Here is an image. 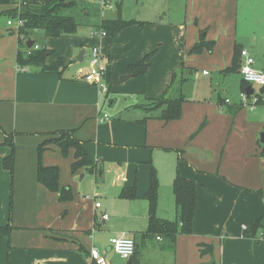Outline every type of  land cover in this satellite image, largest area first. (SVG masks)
<instances>
[{
    "label": "crops",
    "instance_id": "1",
    "mask_svg": "<svg viewBox=\"0 0 264 264\" xmlns=\"http://www.w3.org/2000/svg\"><path fill=\"white\" fill-rule=\"evenodd\" d=\"M113 1L110 11L99 3L97 24L75 16L82 24L75 36L34 32V44L43 40L54 52L48 64L64 59L58 71L46 72L18 65V52L34 47L20 45L17 28L8 24L7 12L22 0L0 4V226L9 223L12 200V230L0 236V264H94L93 246L110 263V239L123 234L138 245L126 264H264V108H239L241 74L226 73L236 46L248 49L264 71V0ZM120 14L145 23L115 36H91L102 20ZM201 37L215 41L213 49L190 53ZM94 46L103 55L107 92L85 79ZM151 52L148 71L133 76L129 65ZM179 92L186 97L179 119L162 120L155 110L139 122L152 99ZM61 130H73L85 142L96 166L73 172L74 149L64 156L57 145L47 146L42 161L59 166L61 185L73 191L69 201L37 179L38 145ZM6 134L15 149L13 172L3 166L12 151ZM153 168L162 219L178 216L177 173L197 184L193 232L179 234L173 249L163 236H144ZM134 185L136 198H121ZM257 220L261 227L253 231Z\"/></svg>",
    "mask_w": 264,
    "mask_h": 264
},
{
    "label": "trees",
    "instance_id": "2",
    "mask_svg": "<svg viewBox=\"0 0 264 264\" xmlns=\"http://www.w3.org/2000/svg\"><path fill=\"white\" fill-rule=\"evenodd\" d=\"M11 3H13V0H0V4ZM76 5L77 0H22L19 7L9 10L7 13L12 19L21 17L24 20V25L19 27L17 34L20 39V45L27 47V42L29 40H34L33 35L37 30H41L45 37L59 38L75 36L80 30L82 24L73 14H68V11L73 9ZM144 23L145 22L143 21L124 19L120 14L115 19L102 20L99 27L105 29L108 35L115 36L128 26ZM38 41L40 44L37 49L33 47L28 49V51L24 52L20 50L18 52V65L23 67H37L42 72L58 71L60 66L64 63V59L59 57L54 62L48 64L47 58L54 52L47 49L43 44V40ZM36 43L37 41L35 40V44ZM214 45L215 41H207L205 37H201L200 41L194 45L190 53H201L204 50L211 51ZM241 50L242 48L239 46L235 47L232 64L226 68V73L240 72V66L242 63ZM154 53L155 52H151L139 62L130 64L129 72L133 74V76H139L146 73L151 66V58ZM248 85L249 83L242 79V91L246 90ZM257 91L259 103L264 104V87H260ZM185 100L186 97L182 94L175 97H168L164 94L159 98L152 99L146 106L149 115L139 122L145 123L148 118L153 117L151 112L155 110H160V114L157 117L162 120L171 121L179 119L182 114V104ZM223 102L225 103V101ZM239 108H244V105L240 103ZM2 132L4 131L2 130ZM5 143L12 146V151L10 155L3 160V166L13 172L15 149L14 144L12 143V135L6 134ZM49 144L57 145L64 156L68 155L70 149H74V161L71 164L73 172H76L81 167H85L87 171L93 172L96 166L88 157L85 142L78 139L73 130L58 131L54 133V136L47 138L38 145V181L50 191L56 192L60 201L72 200L74 195L70 185H61L60 183L59 166L44 165L42 161L43 154ZM159 185L157 171L153 168L151 172L150 188L145 194V199L149 203V224L144 236H163L168 242H170L169 244L173 249L176 238L179 234H191L193 232L194 218L198 209L197 184L193 180L182 176L180 172L175 176L173 180V190L178 216L173 221L162 219L158 216ZM120 196L124 199L136 198L137 186L134 185L132 187L124 188L121 191ZM10 204L9 223L5 226H0V236L9 235L12 230V200ZM260 227L261 220H257L252 224L251 229L255 231ZM206 246V244H201L202 253L207 252L208 247ZM137 250L138 245L136 242L135 252L132 257L135 256Z\"/></svg>",
    "mask_w": 264,
    "mask_h": 264
},
{
    "label": "built area",
    "instance_id": "3",
    "mask_svg": "<svg viewBox=\"0 0 264 264\" xmlns=\"http://www.w3.org/2000/svg\"><path fill=\"white\" fill-rule=\"evenodd\" d=\"M99 3L104 8H115V4L113 0H98ZM8 24L12 25L19 29V27L24 25V20L21 17L16 19H9ZM18 32V31H17ZM92 37H105L107 36V32L103 28H94L90 32ZM23 38V36H22ZM39 46L37 44L34 45V48L37 49ZM242 63L240 66V74L242 79L252 85L254 87V92L252 94H248L246 90L241 91L240 93V103L244 105V107L249 109H256L258 107H263L264 104L259 103V96H257L258 89L260 87H264V71L257 69L255 67V59L250 54L249 50L244 48L241 50ZM103 55L99 47L94 46L92 48V55L90 60V68L85 74V79L87 81L95 82L98 87L104 92L109 90L107 84L103 83L102 80L106 74L105 68L102 66ZM258 86V89L255 88ZM227 102H231L230 99L226 100ZM103 119H108V114H104ZM101 203L96 202V207H100ZM102 219H108L109 216L107 214H103ZM160 238V237H158ZM111 245L115 252L124 259H129L134 255L136 242L133 237L126 235H118L114 236L110 239ZM90 257L94 264H109L107 258L101 253L100 249L96 246H93L90 249Z\"/></svg>",
    "mask_w": 264,
    "mask_h": 264
},
{
    "label": "rangeland",
    "instance_id": "4",
    "mask_svg": "<svg viewBox=\"0 0 264 264\" xmlns=\"http://www.w3.org/2000/svg\"><path fill=\"white\" fill-rule=\"evenodd\" d=\"M86 8H87V10H89L88 14H84V11L86 10ZM72 10H73V12H72ZM106 11H110V8H109V10H106ZM101 12H102V8H101V5L99 4L98 0H77V6L73 9H71L70 12H68V13L74 14V16H76L78 19H80L81 22L83 21V19H88V20H84V22L89 21L91 23V25H94V24H97L98 21L100 20ZM85 30H86V28H85ZM61 46L62 45H59V47H61ZM88 50H89V48H88ZM89 51H90V55L88 56V61L91 60V48ZM88 68L89 67H88V62H87L83 71H87ZM255 88L258 89V86H255ZM179 94H180V92L177 93L176 96H178ZM143 250H144V248L142 247L141 253L144 252ZM111 252H112L111 253V256H112L111 260L112 261H110L111 264H126L127 259L121 260L119 258V256L113 250ZM147 255H148V252H147Z\"/></svg>",
    "mask_w": 264,
    "mask_h": 264
},
{
    "label": "water",
    "instance_id": "5",
    "mask_svg": "<svg viewBox=\"0 0 264 264\" xmlns=\"http://www.w3.org/2000/svg\"><path fill=\"white\" fill-rule=\"evenodd\" d=\"M27 44H28V46L29 47H32V45L34 44V41L33 40H30V41H28L27 42ZM84 51H81V53H83ZM79 60L81 59L80 58V56H78L77 57ZM125 78H128V75H125ZM246 91H247V93L248 94H252L253 92H254V87L252 86V85H248L247 87H246ZM261 142L262 143H264V130L262 131V133H261ZM132 259V257L131 258H129V261Z\"/></svg>",
    "mask_w": 264,
    "mask_h": 264
}]
</instances>
